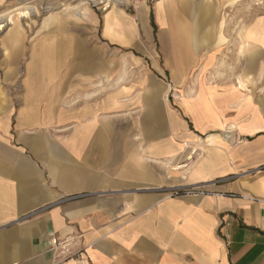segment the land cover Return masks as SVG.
Masks as SVG:
<instances>
[{"label": "crops", "instance_id": "obj_1", "mask_svg": "<svg viewBox=\"0 0 264 264\" xmlns=\"http://www.w3.org/2000/svg\"><path fill=\"white\" fill-rule=\"evenodd\" d=\"M52 3L0 88V264H264V14Z\"/></svg>", "mask_w": 264, "mask_h": 264}, {"label": "rangeland", "instance_id": "obj_2", "mask_svg": "<svg viewBox=\"0 0 264 264\" xmlns=\"http://www.w3.org/2000/svg\"><path fill=\"white\" fill-rule=\"evenodd\" d=\"M134 2H145L151 8V2L158 0H129ZM219 5L218 19L243 20L263 15L264 0H215ZM251 4V10L244 11L243 4ZM52 0H0V88L6 84L11 88L12 102L17 98L18 93L14 92L21 82L23 75L13 76L11 79L4 76V73L14 67H25L29 55L33 53L35 47L36 27L40 28V21L46 19L55 11ZM261 7V9H257ZM133 9L130 6L127 12ZM102 11V10H101ZM98 15L101 13L96 11ZM152 12H146L147 20ZM153 15V14H152ZM142 34V32H140ZM140 34V36H141ZM15 35H17L15 37ZM16 38V39H15ZM126 52L128 49H122ZM131 51V50H130ZM144 53L153 54L154 44L151 42L145 45ZM20 55V56H19ZM20 57V59H18ZM18 59V60H17ZM16 96V97H15ZM177 193H180L176 191ZM188 192V191H185ZM175 193V192H174ZM173 193V194H174Z\"/></svg>", "mask_w": 264, "mask_h": 264}, {"label": "built area", "instance_id": "obj_3", "mask_svg": "<svg viewBox=\"0 0 264 264\" xmlns=\"http://www.w3.org/2000/svg\"><path fill=\"white\" fill-rule=\"evenodd\" d=\"M47 244V251L54 256L53 264H61L68 259L73 260L76 264L87 263L82 251H71L68 242L58 240L53 234H50Z\"/></svg>", "mask_w": 264, "mask_h": 264}, {"label": "trees", "instance_id": "obj_4", "mask_svg": "<svg viewBox=\"0 0 264 264\" xmlns=\"http://www.w3.org/2000/svg\"><path fill=\"white\" fill-rule=\"evenodd\" d=\"M150 24H151L152 28L155 29L154 22H153V15L152 14H150Z\"/></svg>", "mask_w": 264, "mask_h": 264}]
</instances>
